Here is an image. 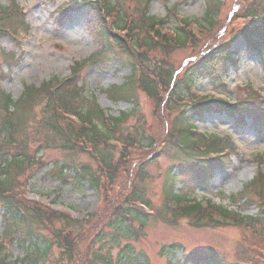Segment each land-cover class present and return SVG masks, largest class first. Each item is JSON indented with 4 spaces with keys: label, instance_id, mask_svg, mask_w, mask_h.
Returning <instances> with one entry per match:
<instances>
[{
    "label": "rangeland",
    "instance_id": "1",
    "mask_svg": "<svg viewBox=\"0 0 264 264\" xmlns=\"http://www.w3.org/2000/svg\"><path fill=\"white\" fill-rule=\"evenodd\" d=\"M73 1L76 0H17L26 14L25 30H21L23 33L19 35H14L17 36L15 39L9 36L0 39V70L6 77L10 75L2 82L1 88L10 94L14 101L22 96L27 86L37 88L51 78H66L71 74L75 63L89 60L95 52L101 49L99 40L89 32L88 22L91 21V15L86 9L75 10L69 17L59 12L58 9L64 5L72 7ZM238 1L240 0L222 1L218 21L219 31H223L219 38L231 42L228 51L233 53L238 61L237 66L230 68L228 75L230 86L219 89L220 86L215 85L211 79L197 83L198 91H204L201 95L213 96L215 94L214 96L229 99L231 102L243 98L239 90H234L240 82L239 79L243 80L241 84L247 83L264 92L261 88L264 86V64L259 62L255 52L246 48L243 40L232 37L235 35L231 33L233 27L228 28V19H233L236 14L241 13ZM6 2L8 3V0ZM118 4L124 9L128 7L132 9L125 14L133 15L136 20L142 19L135 13L136 9L141 8L137 0H120ZM241 5L244 6L243 3ZM176 7H178L177 13L183 17V20L191 22L192 25L196 22L200 23L203 19L205 4L199 0H155L151 5L150 15L161 19L166 17L169 8L176 10ZM176 27V21L172 20L166 29L174 32ZM238 29L239 27H236L235 31ZM115 34L118 37L123 36L119 32ZM204 42L202 44L208 47L213 41L204 40ZM194 50L193 47L174 50L166 62L180 71L195 61L197 58L195 56L200 53V50ZM3 53L13 54L15 62L7 64ZM152 58L154 62L151 64V69L157 59L158 61L163 59V54L151 53L150 60ZM133 72L139 77L137 67L133 64H126L120 69L111 68L107 62L88 64L80 74V85L84 87L85 93H93L98 104L104 109H109L110 115L117 117L121 113L133 112L134 115H130L126 126L135 127V129L143 127L147 129L145 136L149 134L153 142L154 140L159 141L163 138L162 118L156 115L155 104L146 98L139 88L135 92L136 111L133 110L132 104L124 102L113 104L107 98L106 91L112 86H121ZM212 88L219 89V94L213 92ZM40 109L39 106L35 108L34 112L38 113L39 117L30 120L23 130L25 133L21 134L19 139L31 145L30 155L42 157L44 166L35 164L24 170L27 172L18 179L21 184H27L25 189L31 199L55 209H64L76 221H87L85 218L90 213V216H93L104 208L103 196L87 184L77 183L73 179L74 171H70L66 176L60 174V167L63 161L67 160L74 161L80 166L88 165L93 169L97 168V164L88 155H67L56 150H44L37 153L39 144L34 141L41 143L45 139L42 133ZM193 124L201 132L219 137H231L235 143H238L240 154L232 156L233 166L229 170H217L212 181L206 182L205 178L200 179L197 176L198 172L204 171L202 167L194 168L184 160L183 155L176 151L166 155L163 153L146 168L147 178L142 183L146 189L145 198L153 209L158 210L164 204V184L167 178L178 174L181 170L177 191L194 192L189 196L197 201L205 204L208 200H212L213 204L228 208L233 213L237 212L253 218L263 217L264 210L261 213L259 209L261 201L248 187L257 174L258 164L254 158L257 155L264 156V128L249 119L246 120V124L241 125L227 114L215 113L207 114L203 119L193 118ZM38 131L41 132V136H33V133ZM147 140L146 144H151L148 143L150 140ZM1 142L0 138V145ZM10 150L13 149L5 150L7 156L14 155V150L12 153L9 152ZM114 156L116 158L118 154L115 152ZM130 170L127 169V171ZM168 189L166 187V190ZM130 192L129 189V195ZM239 194H243V197ZM22 201L27 203L28 199H22ZM262 205L264 207V200ZM24 211L31 213L29 210ZM156 218L158 219H150L143 237L137 240L134 239L133 232H129L126 238H121L115 235L113 229V235L110 237L106 229L105 239L98 241L94 238L92 247L96 250L102 248V253L107 257V264L110 263L109 259L110 264H169L170 262L180 264L185 261H189V264H264V226L253 225V223L252 227L245 225L220 227L207 223L200 224L194 219L180 216L169 217L165 214ZM84 226V223L81 227L74 224L69 230L76 235L85 229ZM30 227V224H25L19 232L21 233L22 230L24 234ZM62 227L63 224L58 223L55 228L60 230ZM33 228L44 241L51 244V247L56 246L55 228L40 222L35 223ZM3 229L4 224L0 222V236ZM40 243H42L41 239ZM173 247H178V249L172 251ZM3 254L7 257L8 264H21L19 261L24 256V250L18 245L7 244L4 246ZM58 254L59 249H52L51 261L56 260L59 257ZM82 255H87L86 245L82 247ZM206 257H214L215 263L203 262L202 259Z\"/></svg>",
    "mask_w": 264,
    "mask_h": 264
},
{
    "label": "trees",
    "instance_id": "2",
    "mask_svg": "<svg viewBox=\"0 0 264 264\" xmlns=\"http://www.w3.org/2000/svg\"><path fill=\"white\" fill-rule=\"evenodd\" d=\"M111 1L113 0H100V5H90V11L93 13V21L90 23V33L94 38L96 37L99 40L101 46V49L92 56L91 61L93 64H104L107 62L111 68L116 67L118 69L124 67L126 64L133 63L139 68H144L146 72L143 74L138 69L140 77H136L133 73V76L128 78L123 85L110 88L106 92L108 99L115 104L122 102L132 104L135 110H137L135 103L137 84L148 99L155 104V113L158 117L162 118L161 126L163 127L165 123L167 125V134L161 139L165 141L170 134L165 153L177 151L178 147H181L182 150L179 151L180 149H178V151L183 155L186 162L194 168L207 165V169L210 170L207 163L194 162L191 158V160L188 158L190 156L201 157L203 151H221L223 149V142L221 140L218 141L216 139L197 136L193 130L191 131V129H194L191 119L194 116L202 118L206 113L214 110H217V112L225 111L235 116L232 110L234 107L224 103H219L215 107L216 104L208 100L191 108L192 116L190 118L186 110H179L177 115V109L181 105L183 95L179 92L182 91L174 90L171 95H168L167 92L168 90L173 91L171 87L175 82V68L169 65L166 59L177 48L195 46L196 40L194 36L190 32L178 29L179 33L175 37L161 38V43H159L156 39L149 38L147 33L148 28L155 30L157 26H161V21L154 17H148L147 12L143 15L142 11L139 12L136 9L135 13H139L144 19L136 20L133 15L129 14L127 16L125 15L128 20L127 23H124L122 13L115 14V18L118 21L113 24L116 26V29L121 31H127L129 29L130 31V34L126 38L121 39L113 34V29L107 28V24L103 19L113 11ZM115 1L116 4L120 2V0ZM202 1L207 6L206 21H212L215 18V14H217V0ZM137 2L148 11L149 3L147 0H137ZM122 11L130 12L132 9L129 7L128 9H124L122 7ZM0 16L1 37L6 36L4 32L6 29L14 30L17 27L24 26L21 7L16 4L15 0H12L8 7L0 4ZM254 29L258 31L257 42L263 46L264 24L259 23ZM157 35L160 37L159 33ZM129 41L132 43L133 49L129 47ZM136 49L140 50V52L137 53ZM156 52L163 54L165 60L160 59L158 61L157 59L151 69L150 67L154 59L152 58V61L150 60V54ZM5 58L10 62L14 60V56L12 55L5 56ZM224 61L225 59L223 58L219 60L222 65L225 64ZM84 65L85 63L77 65L73 69V79L69 82H64L55 77L49 82L43 83L40 88L27 86L22 97L15 102L7 95H0V108L8 114V119L0 122V131L7 139V142L0 146V161L1 166L4 167L3 173L5 175V180L1 179L0 184L3 187V191H5L10 184L18 183V178L27 172L24 171L27 169L24 167L35 164L41 167L44 166L41 160L42 157L38 158L36 155H30L32 152L31 145L19 139L21 134L25 133H23V130L30 123V120H34V117H39L38 113L35 114L34 112L35 108L39 106L41 107L39 113L42 133L45 139L41 143L34 141L39 144L36 152L56 150L67 155L93 156L92 158L99 165V168L93 169L88 165L80 166L74 161L67 160L63 161L60 167V174L66 176L70 171H74L75 175L73 179L77 183L89 184L99 191L101 188H104L103 204L106 207L109 205H112V207L109 206L103 217H99L97 223L88 230L91 234L73 236L69 231L70 227L74 224L81 227V224H76L77 222H74L69 216L56 213L49 215L50 212L44 208L25 202L23 203V201L17 202L11 197V194L6 196L8 192L5 195L4 193L3 195L0 194V219L2 224H4V232L0 237V264H5V260H1V258L4 249L2 244L6 240L11 244L20 245V247L21 245L24 247L26 244L28 245L25 250V258L21 260V264H48L50 253L54 248H59L60 253L57 261L52 264H97V262L102 261L103 255L101 252L94 251L92 248L89 249V242L93 234L98 241L105 239L106 233L104 230L107 227L114 226L117 233L120 236L123 235L121 238H126L127 226L132 229L131 222L141 221L140 223H142L145 221L135 210H129L128 208V201L131 197L145 200L142 196V192H144L143 187L137 184L139 179L144 180L145 167L138 168L132 180L130 177H123L121 169L126 166V161L132 158L134 153H131V151H134L135 148L146 149L147 147L152 148L155 145L149 134L145 136L147 129L145 130L143 127L135 129L136 133L134 135L125 131L122 125H124L125 119H127L126 122L128 121V114H122L121 118L106 116L97 106L95 99L83 93L78 86V79ZM207 67H211L210 72H215V63L213 61L205 62L202 67L187 71L178 77L177 89L187 87L191 81L192 73L197 70L203 71ZM2 78L0 77V79ZM136 80L138 81L137 83ZM237 110L241 111L240 109ZM68 115L76 116L79 123L76 124L65 118ZM167 116L169 117L168 120L166 119ZM255 116L258 120L264 118V115L257 117L255 114ZM33 136L40 137L41 132L38 131ZM147 139L150 140L148 143L151 144H146ZM115 141L123 144V151L118 152L112 145V142ZM7 147L14 150V155L11 156V159L5 157V150H8ZM13 150L9 152L12 153ZM115 152L118 154L116 158L114 156ZM258 166V180L264 186V160L260 161ZM210 171L212 172V170ZM180 172L181 170L178 174L169 176L167 182L164 184L165 189L168 187L171 193L175 186L179 184L178 178L181 175L179 174ZM143 180H140V183ZM122 182H126L125 184L128 186L131 183L132 187L135 188L131 195L126 196L125 191L121 190V192L115 193L116 190L112 189L111 186H120ZM10 190L11 188L8 189L9 192ZM182 198L176 197V199L174 198L172 200L175 203L184 205L190 202L188 199L183 200ZM263 200L264 195L260 201L263 202ZM261 208H263L262 205ZM24 210H29L31 214H26ZM217 210L225 217H229L232 213L229 209L223 207H217ZM184 211L188 217L194 218L198 223L206 220L204 216L206 213L199 205L186 207ZM22 213H25V216H22ZM174 215L177 214L174 213ZM125 216H129L131 219L128 220ZM47 218L54 228L58 223L63 224L60 230L56 229L55 231V247H51L49 242L44 241L42 236L38 235L33 228V225L37 222L42 221V223H46ZM25 224L31 225L30 228L26 229V232H29L27 240L23 238L22 230L21 233L19 232V229ZM64 230L68 232L65 237ZM110 233L111 231H108V235ZM40 239L42 243H40ZM64 244L65 247H63ZM85 245L87 246V255H82V247ZM89 252L92 255V259L90 260L88 257ZM100 256H102L101 259Z\"/></svg>",
    "mask_w": 264,
    "mask_h": 264
}]
</instances>
